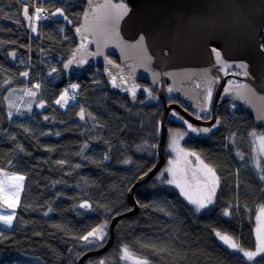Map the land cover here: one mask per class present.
<instances>
[{
  "label": "trees",
  "instance_id": "obj_1",
  "mask_svg": "<svg viewBox=\"0 0 264 264\" xmlns=\"http://www.w3.org/2000/svg\"><path fill=\"white\" fill-rule=\"evenodd\" d=\"M25 6L29 16L36 8L49 15L37 33L23 14ZM57 9L68 19L54 16ZM84 9L85 0H0V170L25 179L17 208L5 207L15 219L11 229L0 227V264H77L84 253L100 249L108 229L95 249H84L80 238L131 210L127 193L156 160L163 105L155 89L150 88L154 102L145 94L132 104L110 92L101 67L64 78L63 65L76 48L71 30ZM11 53L19 57L14 63ZM74 81L80 88L75 102L62 110L55 101ZM29 88L38 89L35 102L46 106L34 107L28 116L15 110L9 118L7 93ZM167 125L168 133L185 129L170 117ZM255 128L236 104L221 102L215 134H189L183 141L219 178L213 206L196 212L167 183L169 175H157L136 191L139 211L118 221L112 247L84 264L116 259L125 245L149 264H255L215 235L227 234L248 251L255 248L256 215L264 205V180L254 167L250 142ZM140 144L151 153H136ZM129 157L134 162L123 167Z\"/></svg>",
  "mask_w": 264,
  "mask_h": 264
},
{
  "label": "water",
  "instance_id": "obj_2",
  "mask_svg": "<svg viewBox=\"0 0 264 264\" xmlns=\"http://www.w3.org/2000/svg\"><path fill=\"white\" fill-rule=\"evenodd\" d=\"M107 0H92V5L104 4ZM113 4L127 6V15L116 19L114 9H101L98 18L91 14L89 0L78 26L71 32L76 42V60L65 68L67 80L76 79L90 68L101 67L104 81L112 94L120 95L136 104L147 88L158 90L157 100L163 104V115L158 143V160L141 175L127 193L131 210L111 219L106 244L97 250L84 253L77 264H84L90 257L106 253L114 244L116 226L124 217L139 211L136 191L148 185L162 170L166 161L168 138L167 120L178 109L181 114L199 129L211 131L201 133L212 136L217 122V103L224 81L221 65L216 63L213 49L220 52L232 69L247 65V76L233 90L225 91L223 102L230 101L253 119L255 127L264 126V0H111ZM85 13H89L85 20ZM107 13V15L105 14ZM84 27L89 31L84 32ZM81 28V33L76 32ZM88 39L82 41V35ZM144 40L141 44L140 37ZM85 49H80L81 43ZM73 53V54H74ZM73 56V55H72ZM114 56L116 60L112 58ZM86 61L79 63L80 60ZM109 61L111 63H109ZM111 73V75H109ZM116 77V87L112 84ZM123 77V79H121ZM218 78V79H217ZM220 86L212 104L209 120L197 119L177 104L168 103V88L171 94L188 108L200 112L208 108L207 90ZM199 85V87H198ZM246 85L247 87H242ZM136 88L133 98L130 89ZM239 93V95L237 94ZM196 163L194 156H190Z\"/></svg>",
  "mask_w": 264,
  "mask_h": 264
},
{
  "label": "snow or ice",
  "instance_id": "obj_3",
  "mask_svg": "<svg viewBox=\"0 0 264 264\" xmlns=\"http://www.w3.org/2000/svg\"><path fill=\"white\" fill-rule=\"evenodd\" d=\"M90 7H91V14L94 18L97 17V13L101 10H108V9H114L116 12V19H122L123 16L127 15L128 8L125 4L121 3H115L113 4L111 0H107L104 4H96L92 5V0H89ZM43 11V9L36 8L34 10V16H29L28 14V8L25 6L23 9V14L26 19L32 20L33 18L36 20L41 19L40 13ZM107 15V13H105ZM54 16L59 15L64 20H67L68 17L65 16L62 9H57L55 13H53ZM89 13H85V20H87ZM71 23V21H68ZM32 31L35 32L36 28L32 27ZM89 29L87 27H84V32L87 33ZM76 32L78 34L81 33V28H77ZM82 41H86L88 39V36L82 35ZM144 40V37H140L141 44ZM85 44L82 42L80 45V48H78L76 51L79 52L80 49H85ZM264 47V46H262ZM213 52H215L216 56V63L221 65V71H223L225 74H228V69L232 67V64L226 63L223 58L221 57L220 52L213 49ZM13 57H15V53L12 54ZM76 60V54L74 53L72 58L68 61L67 64L64 65L65 68H68L69 65H71ZM83 59L79 61V63H85ZM109 63H111L109 61ZM237 67L245 69L243 72L244 76H247L248 73L246 71L247 65L246 64H239ZM55 71V69H53ZM235 75V73H232ZM23 76L27 77L28 73L24 72L22 73ZM111 75V73H109ZM123 79V77L121 78ZM218 79V78H217ZM10 83V81H9ZM112 84L114 87H116V77L112 76ZM36 88H39V84L35 85ZM199 87V85H198ZM231 87V84L229 85ZM240 87V86H238ZM242 87H247L246 85ZM72 89H78L79 85L73 84L71 85ZM27 95L29 96H35L36 93L32 89H26ZM148 91V90H145ZM172 89L169 88V92H171ZM131 95L133 98L136 96V88L132 87L130 89ZM150 94V93H149ZM239 95V93H237ZM12 92L8 93V96L11 97ZM212 96V90L211 87L207 90V100L211 101ZM75 96H69L68 90L65 89L64 93L60 96L59 99L55 101L56 104H60L62 107L67 106L69 100H74ZM63 102V103H62ZM8 107L11 109L15 107V105L10 101L8 104ZM39 107L43 108L44 103L41 102L39 104ZM28 110L31 111V104L28 106ZM203 111H207V109H202ZM175 116L176 113H173ZM9 118L12 116V112L8 113ZM80 118H84V112L81 110L80 112ZM179 119L183 120V117H178ZM197 119H200L201 117L197 115ZM47 119V117H45ZM183 123L187 124L188 129H190L192 132H209L211 129L204 128V129H197L193 127L191 124L188 123V121L183 120ZM186 133H175L172 135L170 144H169V150L171 152L176 153V159L169 161V168H166L164 172L160 173V176L163 177L165 172L170 173L171 179L167 180L168 184L174 185L176 188L179 189L181 195L185 197V199L190 203L196 206V210L199 211L205 207H207L209 204L213 203L215 194H216V188L219 184V178L216 176V173L213 168L209 167V165L205 164L203 160L200 159V157L194 153V152H187L185 149L180 147L179 141L184 138ZM250 136L252 137V142L254 145H258L259 151L261 154H264V133H256L252 132L250 133ZM155 147V145L153 146ZM194 156L196 161L198 162V166L196 168H191L193 178L196 177V173H202L204 180L201 184L199 181H197V186L195 191L192 190V185L190 184L189 180L187 179V171L185 169H179L177 166L180 164L181 160H183L188 166L192 165V161L188 160L187 157ZM125 163H129V161H125ZM262 172H264V169H262ZM4 176L3 180H0V198H2V202L7 204L10 208H15L16 204L19 202V196L20 192L23 190V176H16V175H8L7 173H0ZM261 180H264V174L260 176ZM80 207L82 208H88L91 207L88 204H81ZM225 215H229L228 212L225 213ZM15 217V212H12L11 214H0V223H3L4 225H7L8 227L12 226V220ZM264 207H261L259 209V214L257 215V228H256V244L254 250L248 251L245 250L241 245L238 243L237 240L233 239L231 236L227 234H221L219 232L216 233L217 237L229 248L238 251L242 253L243 257L247 258L248 261H254L255 264H264ZM107 224H102L98 226L97 228L90 231L87 235L82 236L80 239L86 242L89 245H92L93 247H99L102 246V244L106 240L107 232H106ZM257 257H261L260 260H257ZM120 259L129 261L130 264H149V261L146 257L143 256H136L127 245H125L121 249V256ZM101 264H103V261H101Z\"/></svg>",
  "mask_w": 264,
  "mask_h": 264
},
{
  "label": "rangeland",
  "instance_id": "obj_4",
  "mask_svg": "<svg viewBox=\"0 0 264 264\" xmlns=\"http://www.w3.org/2000/svg\"><path fill=\"white\" fill-rule=\"evenodd\" d=\"M56 17H58V18H60V16L59 15H56ZM62 18V17H61ZM40 21L39 20H36V19H32V24H33V27H35L36 28V31H35V33H37V31H38V23H39ZM73 84H76V85H79V83L78 82H76V81H74V82H69L68 84H67V87L65 88V89H67L68 90V94H69V96H70V94L71 93H74V94H77L78 92H79V89L80 88H78V89H72L71 88V85H73ZM65 89L63 90V92L61 93V95L64 93V91H65ZM35 93H36V95H37V92H38V89H32ZM148 90V92H147V102H154L155 101V98H153L152 97V93H151V89H147ZM9 92H12V95H11V97H9L8 96V93ZM8 93H7V95H6V98H5V102H6V106H7V109H8V111L9 112H12V115L14 114V112H15V110L17 111V110H21L20 112H19V114L20 115H25V116H28V115H30V113L32 112V110H33V108L34 107H36L37 108V110H41L42 108L41 107H39V104L42 102V101H40V102H35L36 101V95L33 97V96H29V95H27V92H25V91H21L20 89H11L10 91H9ZM150 93V94H149ZM217 93V92H216ZM60 95V96H61ZM60 96H59V98H60ZM149 96V97H148ZM216 96V95H215ZM215 96H214V98H215ZM58 98V99H59ZM219 98H221V96L219 95ZM218 98V99H219ZM12 102L14 105H15V107H13V108H9L8 107V104H9V102ZM75 102V99L74 100H69V102H68V104H67V106H64V107H62L60 104H56V105H58L59 107H60V109H62V110H66V108L67 107H69V105L70 104H72V103H74ZM222 102H223V96H222ZM226 102H229V103H233V102H230V101H226ZM44 103V107L46 106V104H45V102H43ZM63 103V102H62ZM146 103V102H145ZM29 104H31V111H29L28 110V106H29ZM235 104V103H234ZM163 105V104H162ZM43 107V108H44ZM16 114V113H15ZM196 128V127H195ZM198 129V128H197ZM189 132H192L191 130H187V131H169V133H168V145H167V150H168V156H169V159H168V163H167V165H166V167H163V169H162V171H160V173L161 172H164V170L166 169V168H169L170 167V165H169V161L170 160H175L176 159V153H174V152H171L170 150H169V144H170V140H171V137H172V135L173 134H175V133H186V135L184 136V138L182 139V140H180L179 141V144H180V147H182L183 149H185L184 147H183V141L185 140V138H186V136H187V134L189 133ZM252 132H256V133H264V126H260V127H256L255 129H253V131ZM195 133H197V134H200L201 132H195ZM250 142H251V144H252V151H253V153H252V157H253V160H254V167H256L258 170H259V172H260V174L262 175V174H264V172H262V169H264V154H261L260 153V151H259V147H258V145H254L253 144V142H252V137L250 136ZM148 149H149V152L151 153V149H150V146H146ZM183 163H184V161L183 160H181V162H180V164L177 166V168H178V170L179 169H187L186 167H182L183 166ZM206 164V163H205ZM210 167V166H209ZM187 171V170H186ZM0 173H2V171L0 170ZM160 173L158 174L159 175V177H161L160 176ZM165 174H167V175H169V178L171 179V175H170V173H167V172H165ZM8 175H11V174H8ZM16 176H18V175H16ZM198 178L196 179V180H194L193 182L190 180V175L188 176V172H187V179L189 180V182H190V184L192 185V190L193 191H195V189H196V186H197V181H199L201 184L203 183V180H204V177H203V175H202V173H199L198 175ZM24 177V176H23ZM4 179V176L2 175V174H0V180H3ZM25 180V179H24ZM24 180H23V187H24ZM216 191H217V188H216ZM22 192H23V190L20 192V196H19V201H20V199H21V195H22ZM185 198V197H184ZM186 200V199H185ZM214 200H215V197H214ZM214 200H213V203H211V204H209L207 207H205V208H203V209H201V210H199V211H197L196 210V206L195 205H193V204H190L187 200V202H188V204L196 211V212H204V211H206V210H208V209H210L212 206H213V204H214ZM0 203L1 204H4L3 202H2V198H0ZM19 204V202L16 204V206H15V208H17V205ZM261 207H264V205H261L260 207H259V209L261 208ZM10 208V207H9ZM14 208V209H15ZM11 209H13V208H11ZM259 209H258V211H257V215L259 214ZM257 215H256V222H255V228H254V232H255V240H256V228H257V226H258V224H257ZM262 220H264V218H262ZM2 225H3V223H2ZM12 228V227H11ZM10 228V229H11ZM106 229H108V223H107V228ZM216 233L217 232H215V235H216ZM222 234V233H221ZM223 235V234H222ZM216 237H217V235H216ZM218 238V240L224 245V246H226L227 248H229L227 245H225L220 239H219V237H217ZM234 239V238H233ZM85 245L86 246H83V248L84 249H95V248H97V247H93L92 245H89V244H87L86 242H85ZM229 249H231V248H229ZM231 250H233V249H231ZM233 251H235V250H233ZM240 253V252H239ZM241 255H242V253H241ZM120 256H121V253H120V255L116 258V259H112L111 257L110 258H108V259H103V260H100L98 263H96V264H101V261H103V264H130V262L129 261H125V260H122V259H120ZM243 256V255H242ZM245 258V257H244ZM246 260H247V258H245Z\"/></svg>",
  "mask_w": 264,
  "mask_h": 264
},
{
  "label": "flooded vegetation",
  "instance_id": "obj_5",
  "mask_svg": "<svg viewBox=\"0 0 264 264\" xmlns=\"http://www.w3.org/2000/svg\"><path fill=\"white\" fill-rule=\"evenodd\" d=\"M262 46H263V43H262ZM263 49H264V47H263ZM112 57H113L114 60H116V58L114 56H112ZM227 71H228V74H225L223 71H221L222 76L227 77V79L224 81V86H223V88L221 90V94H220L221 98L218 99L216 112H217V109L219 107V104L222 102V94L225 91H230V90L235 89L238 86V84H240L242 82L243 72L241 70L229 68ZM232 73H235V75H233ZM141 84L144 85L147 89L148 88L150 89V86L147 83L142 82ZM230 84H231V87H229ZM219 86H220V83H217L216 86L214 87V89H211L212 90V96H211L210 103L208 101L207 111L196 112V111L188 108L181 100H178L176 98H175V100L172 99V100L168 101V103L169 104H177V105H179L181 108L185 109L187 112H189L190 114H192L195 117H197V115H199L201 117L200 119L209 120L211 118V115H212V104H213V101H214V96L216 95V92H217ZM156 91L158 92V90H156ZM147 92L148 91H146V94H147ZM169 94H171V92H169V88H168V96H169ZM171 96H172V94H171ZM170 113H176L175 116H173V117L171 116V119H173L174 121H176L179 124H182V126L185 127V129L182 130V131L190 130V129H188L187 124L183 123V120H186V121H188V120L181 114V112L178 109H175L174 108V109L171 110ZM178 117H183V120L179 119ZM188 123L191 124L193 127H196L197 128L196 125L190 123L189 121H188ZM189 134L197 135V133H195V132H189L187 135H189ZM205 137H208V136H205ZM142 145H146V144H140V145L135 146L134 147L135 152L136 153L138 152V154H140L141 152H143V153H150L149 152V149L146 146L141 147ZM167 145H168V142L166 143V161H165V164H164L163 167H166V165L168 163V159H169ZM183 145H184V142H183ZM185 150L187 152H190L187 149H185ZM144 155H147V154H144ZM187 159L192 161V159L190 158V156L187 157ZM157 160H158V144H157V154H156L155 163L157 162ZM125 161H129V163H125ZM132 161L134 162V159L132 157H129L126 160H124L122 166L123 167H131ZM155 163L152 166H149V167H153L155 165ZM197 166H198V162L194 163L193 161H192V165L191 166H188L185 162L183 163V166H182V167H186L187 168L186 170H187L188 174H190V176L192 177V180H191L192 182L198 178L197 175L199 174V172L196 173V177H195L196 179H194L193 178V175H192L191 168H196Z\"/></svg>",
  "mask_w": 264,
  "mask_h": 264
},
{
  "label": "crops",
  "instance_id": "obj_6",
  "mask_svg": "<svg viewBox=\"0 0 264 264\" xmlns=\"http://www.w3.org/2000/svg\"><path fill=\"white\" fill-rule=\"evenodd\" d=\"M5 207H8L7 206V204H1L0 203V214H4V215H7V214H11L12 212H14V211H10V210H8L7 208H5ZM9 208V207H8ZM9 209H11V208H9ZM12 210V209H11ZM14 219H15V217H14ZM14 219L12 220V226H13V223H14ZM11 226V227H12ZM0 227H3V228H6V229H10L11 227H8L7 225H2V223H0Z\"/></svg>",
  "mask_w": 264,
  "mask_h": 264
},
{
  "label": "built area",
  "instance_id": "obj_7",
  "mask_svg": "<svg viewBox=\"0 0 264 264\" xmlns=\"http://www.w3.org/2000/svg\"><path fill=\"white\" fill-rule=\"evenodd\" d=\"M38 1H39V0H34L35 4H36ZM40 15H41V19H39V20H41V21H43V22L47 21L48 18H49V15H48L47 11H45V10H43V11L40 13ZM70 96H74V95L71 94Z\"/></svg>",
  "mask_w": 264,
  "mask_h": 264
},
{
  "label": "clouds",
  "instance_id": "obj_8",
  "mask_svg": "<svg viewBox=\"0 0 264 264\" xmlns=\"http://www.w3.org/2000/svg\"><path fill=\"white\" fill-rule=\"evenodd\" d=\"M33 16H34V14H33ZM39 21H41V20H39ZM43 22V21H42ZM13 53H11V55H10V59H11V61H12V63H14L15 61H17L18 59H19V57L15 54V57H13V55H12ZM144 97V96H143Z\"/></svg>",
  "mask_w": 264,
  "mask_h": 264
}]
</instances>
